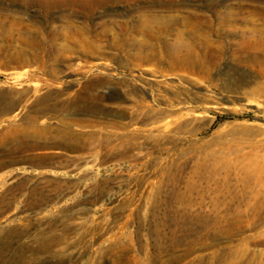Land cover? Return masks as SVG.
I'll use <instances>...</instances> for the list:
<instances>
[{
	"label": "rangeland",
	"instance_id": "374dc122",
	"mask_svg": "<svg viewBox=\"0 0 264 264\" xmlns=\"http://www.w3.org/2000/svg\"><path fill=\"white\" fill-rule=\"evenodd\" d=\"M41 7L0 0V264H264V0Z\"/></svg>",
	"mask_w": 264,
	"mask_h": 264
},
{
	"label": "bare ground",
	"instance_id": "6f19581e",
	"mask_svg": "<svg viewBox=\"0 0 264 264\" xmlns=\"http://www.w3.org/2000/svg\"><path fill=\"white\" fill-rule=\"evenodd\" d=\"M32 1L41 5L43 7V9L45 10L47 15L52 14L51 10L53 8H58V10L60 9V11H57V12L60 13V15L65 19H68V18L72 19V18L77 17V16L78 17L84 16L86 18H91L95 14V10L97 9V7H103L104 8L103 9L104 10L103 11L104 16L106 14L107 15H109V14H120V12L118 10H114L113 12H109L111 10L110 9L111 7H113L116 4H120V3H124L126 5V7L130 8L134 11H138V12H140L138 10V8L140 6H149L150 5V0H32ZM27 3H28V0H27ZM55 15H58V14H55ZM136 20H137V22H134ZM159 20H163V21L159 22ZM165 21L166 20L161 19L159 17L150 18V14L145 13V12H141L138 14L136 13V15H132V17L129 20L116 23L115 26L117 25L118 29L122 32H130V31L133 32L134 31L135 33L141 32L142 34L144 33V34L150 35V32L163 31L164 29H166L167 26H169V22H165ZM105 26H107V25H105ZM105 29L107 30L108 28L106 27ZM48 37L52 38L53 36L52 37L48 36ZM34 39L36 41L39 40L38 37L34 38ZM42 39H43V36H42ZM44 39H46V38H44ZM32 40H33V38H32ZM41 40L39 42H41ZM29 42H30V40H29ZM143 46L145 47L148 45H147V43H144ZM32 47H34V46H32ZM36 57H38V56H36ZM90 81H92V80H90ZM42 101H45V100L42 99L41 101L37 102V105L40 106ZM51 106H53V105H50V107ZM12 107H13V105H12ZM60 129L63 130L58 135V137L60 138V142L67 147L74 146L72 143H73V141L76 140V134L73 131V129H71V128H60ZM58 130H59V128H58ZM48 132L49 131L44 130V128H11V131L8 132L6 137H8L10 142L19 143L20 145L23 143L22 146H25V147L29 146L31 148H36V147L41 146L40 144H42V142L45 141V140L42 141L43 139H48L50 137L48 135Z\"/></svg>",
	"mask_w": 264,
	"mask_h": 264
}]
</instances>
